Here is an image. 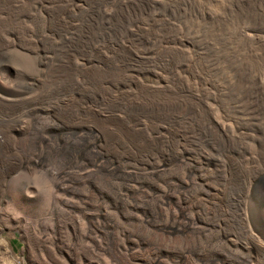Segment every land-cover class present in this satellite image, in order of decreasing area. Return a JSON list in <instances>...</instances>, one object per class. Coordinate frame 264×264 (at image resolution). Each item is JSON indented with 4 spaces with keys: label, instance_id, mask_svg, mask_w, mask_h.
Wrapping results in <instances>:
<instances>
[{
    "label": "rangeland",
    "instance_id": "obj_1",
    "mask_svg": "<svg viewBox=\"0 0 264 264\" xmlns=\"http://www.w3.org/2000/svg\"><path fill=\"white\" fill-rule=\"evenodd\" d=\"M251 1L0 0V264H264Z\"/></svg>",
    "mask_w": 264,
    "mask_h": 264
},
{
    "label": "bare ground",
    "instance_id": "obj_2",
    "mask_svg": "<svg viewBox=\"0 0 264 264\" xmlns=\"http://www.w3.org/2000/svg\"><path fill=\"white\" fill-rule=\"evenodd\" d=\"M133 2H134V0H133ZM254 2V3H253ZM256 2H258V4H255ZM262 2V0H252L251 2H247V3H240L239 4V11H242V13H243V15L245 14V16L246 15H249L251 12H254V13H256L257 14V11H259V13L257 14L258 15V17H260V16H262V15H260L261 13H262V11L264 10V4L263 3H261ZM264 2V1H263ZM151 5V4H150ZM234 5H235V3H234ZM237 5H238V3H237ZM144 6V5H143ZM237 7V8H238ZM251 7V8H250ZM253 7V8H252ZM92 8V7H91ZM132 8V7H131ZM136 8V7H135ZM89 10H93V9H89ZM251 11V12H250ZM89 12V11H88ZM94 14H95V12H94ZM253 14V13H252ZM241 15V14H240ZM95 16V15H94ZM97 16H100V15H97ZM108 16H109V14H108ZM111 16V15H110ZM96 17V16H95ZM101 17H103V16H101ZM89 18H90V16H89ZM97 18V17H96ZM112 18V16L111 17H104V19L103 18H101L102 20H103V23H101L98 19H97V21H95V20H92L91 22V26H90V28H91V33L93 34V35H95L94 33H98L99 31H101L102 33H104V35H106V33L108 34V32L107 31H109V30H111V29H113L114 27H116V23H115V20L114 19H111ZM93 19V18H92ZM111 19V20H110ZM109 20V21H108ZM259 21V20H258ZM263 22V21H262ZM262 22H259V23H261V27H264V23H262ZM89 25V24H88ZM88 25H87V27H88ZM81 26H83V25H79V26H76V27H74V29L72 30V32H70L71 34H69V32L68 33H66V34H69L68 35V37L67 38H63V39H61V47L60 48H62L63 50H65L64 52H70L71 50H69L71 47H74L73 45H72V43H73V41L75 40V41H78L79 39H81L82 40V38H83V40L84 39H86V41H89L90 39H91V41L93 40L92 38H91V36H89V35H91V34H89L88 32H84V31H81L82 30V28H81ZM111 27V28H110ZM247 27H249V26H247ZM253 28H252V31L254 32V33H257V32H259L257 29H256V25L255 24H253V26H252ZM72 28V27H71ZM85 28V27H84ZM249 29V28H248ZM124 30V29H123ZM250 30V29H249ZM114 31V30H113ZM77 35V36H76ZM78 35H80L81 37H78ZM86 35V36H85ZM74 36H76L77 38H74ZM89 36V37H88ZM96 37V36H95ZM80 41V40H79ZM83 43V42H82ZM81 43V44H82ZM89 44H87V46H88ZM77 46V45H76ZM89 47V46H88ZM79 49V48H78ZM73 52H74V50H73ZM72 51L70 52V53H73ZM83 53V52H82ZM136 53H138V52H136ZM74 54V53H73ZM76 54V53H75ZM78 54V53H77ZM81 53H79V55H80ZM135 55H137V54H135ZM143 56V55H142ZM139 57V56H138ZM138 57H136V56H134V58L130 61V63L128 64V66L130 67L131 65H135V63H138V64H142L143 63V61H142V57H141V59L140 58H138ZM143 59H145V58H143ZM148 61V60H147ZM156 63H157V61H156ZM152 64V63H151ZM145 65V64H144ZM156 65V64H155ZM141 66V65H140ZM146 66V65H145ZM135 67V66H134ZM143 69V68H142ZM60 80V79H59ZM244 86V85H243ZM240 109V108H239ZM237 114V113H236ZM240 117V116H239Z\"/></svg>",
    "mask_w": 264,
    "mask_h": 264
}]
</instances>
